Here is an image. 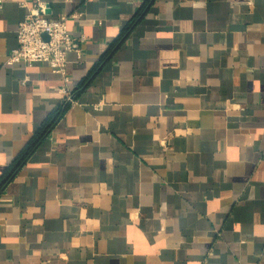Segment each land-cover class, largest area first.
Wrapping results in <instances>:
<instances>
[{"label": "crops", "instance_id": "crops-1", "mask_svg": "<svg viewBox=\"0 0 264 264\" xmlns=\"http://www.w3.org/2000/svg\"><path fill=\"white\" fill-rule=\"evenodd\" d=\"M32 1L0 0V177L67 105L7 63ZM47 2L77 97L0 193V264H264V0Z\"/></svg>", "mask_w": 264, "mask_h": 264}, {"label": "built area", "instance_id": "built-area-1", "mask_svg": "<svg viewBox=\"0 0 264 264\" xmlns=\"http://www.w3.org/2000/svg\"><path fill=\"white\" fill-rule=\"evenodd\" d=\"M26 8L27 12L17 28V45L12 49L7 63H20L28 67L37 62L47 64L65 84L61 89L65 103L72 104L75 98L68 88L67 53L74 50L75 38L68 32L67 18L50 17L47 0H33Z\"/></svg>", "mask_w": 264, "mask_h": 264}, {"label": "trees", "instance_id": "trees-1", "mask_svg": "<svg viewBox=\"0 0 264 264\" xmlns=\"http://www.w3.org/2000/svg\"><path fill=\"white\" fill-rule=\"evenodd\" d=\"M141 18V13H139L128 25L123 35L120 38L122 42L124 40L125 34L130 31L131 27ZM88 81V78L82 82L80 88H82ZM74 93V98L77 97V93ZM67 105L63 109H57L55 113H53L48 120L38 129V131L32 136L29 142L26 144L24 150L18 155V157L9 165V167L4 171V173L0 177V193L6 186V184L14 177L19 168L24 164L26 159L32 154V152L37 148V146L42 142V140L48 135L51 128L58 120V118L62 115L63 111L70 105Z\"/></svg>", "mask_w": 264, "mask_h": 264}, {"label": "water", "instance_id": "water-1", "mask_svg": "<svg viewBox=\"0 0 264 264\" xmlns=\"http://www.w3.org/2000/svg\"><path fill=\"white\" fill-rule=\"evenodd\" d=\"M48 13H49V11H48ZM43 36H44L45 39H48V37L46 35H43Z\"/></svg>", "mask_w": 264, "mask_h": 264}]
</instances>
